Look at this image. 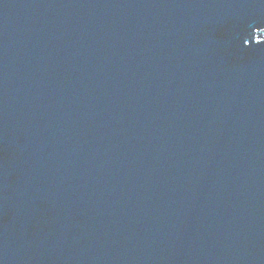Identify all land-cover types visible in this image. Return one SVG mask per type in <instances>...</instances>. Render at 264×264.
Listing matches in <instances>:
<instances>
[{"label":"water","instance_id":"obj_1","mask_svg":"<svg viewBox=\"0 0 264 264\" xmlns=\"http://www.w3.org/2000/svg\"><path fill=\"white\" fill-rule=\"evenodd\" d=\"M0 264H264V0H0Z\"/></svg>","mask_w":264,"mask_h":264}]
</instances>
